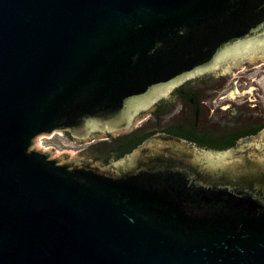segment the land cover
<instances>
[{
	"label": "water",
	"instance_id": "1",
	"mask_svg": "<svg viewBox=\"0 0 264 264\" xmlns=\"http://www.w3.org/2000/svg\"><path fill=\"white\" fill-rule=\"evenodd\" d=\"M263 57L264 0H0V264H264V128L224 151L156 133L108 165L34 148L159 130L175 88L213 99Z\"/></svg>",
	"mask_w": 264,
	"mask_h": 264
},
{
	"label": "flooded vegetation",
	"instance_id": "2",
	"mask_svg": "<svg viewBox=\"0 0 264 264\" xmlns=\"http://www.w3.org/2000/svg\"><path fill=\"white\" fill-rule=\"evenodd\" d=\"M190 84H182L175 88L170 98L153 110L154 112L160 109L163 117V126L158 133L213 151H224L233 149L241 139L255 136L264 128V113L259 109L248 112L240 107L230 106L228 109L233 119L228 122L220 121L219 114L206 106L205 99L200 94L203 83ZM252 108L257 106L254 105ZM210 111L213 114H210ZM142 127L143 125L135 126L134 130L127 133L93 136L89 140L93 143L91 147L102 146L105 149L98 156L91 158V161L96 165L101 162L108 165L130 153L140 144L137 145L138 141L152 132V130L143 132ZM98 136L103 138L94 142Z\"/></svg>",
	"mask_w": 264,
	"mask_h": 264
},
{
	"label": "rangeland",
	"instance_id": "3",
	"mask_svg": "<svg viewBox=\"0 0 264 264\" xmlns=\"http://www.w3.org/2000/svg\"><path fill=\"white\" fill-rule=\"evenodd\" d=\"M205 104L211 106V111L215 112L220 108L222 112H226L230 106L252 108L256 105L257 108L264 109V57L231 65L227 85L213 99L205 101ZM102 138L103 136H98L94 142ZM91 142L80 144L78 141L69 140L65 133H53L36 138L34 148L41 152L54 153V157L50 158L78 159L88 152L89 146L93 144Z\"/></svg>",
	"mask_w": 264,
	"mask_h": 264
},
{
	"label": "trees",
	"instance_id": "4",
	"mask_svg": "<svg viewBox=\"0 0 264 264\" xmlns=\"http://www.w3.org/2000/svg\"><path fill=\"white\" fill-rule=\"evenodd\" d=\"M152 115H153L154 119H158V118H161L162 117V113L160 112V109H157L156 111L152 112ZM159 130H161V129H159ZM159 130H152V132H149V134L147 135V137L150 136V135H152V134H155V133L160 132ZM147 137L145 136L140 141H138L137 145L139 143H141Z\"/></svg>",
	"mask_w": 264,
	"mask_h": 264
},
{
	"label": "bare ground",
	"instance_id": "5",
	"mask_svg": "<svg viewBox=\"0 0 264 264\" xmlns=\"http://www.w3.org/2000/svg\"><path fill=\"white\" fill-rule=\"evenodd\" d=\"M235 90V89H234ZM233 94H235V93H233ZM233 96V95H232ZM48 150V149H47Z\"/></svg>",
	"mask_w": 264,
	"mask_h": 264
}]
</instances>
